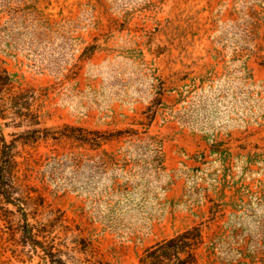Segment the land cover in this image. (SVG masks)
<instances>
[{"label": "rangeland", "instance_id": "rangeland-1", "mask_svg": "<svg viewBox=\"0 0 264 264\" xmlns=\"http://www.w3.org/2000/svg\"><path fill=\"white\" fill-rule=\"evenodd\" d=\"M142 3L0 0V77L9 75L15 93L34 95L27 119L13 113L9 95L0 99L7 113L0 143L12 144L18 183L43 198L21 208L0 203V264H138L146 247L197 224L205 237L200 264H264V0ZM67 20L80 25V52L96 44L73 68L72 50L55 34ZM134 67L147 78L127 76ZM240 72L251 75L253 91L232 87ZM153 73L168 90L148 127L161 144L164 182L157 188L142 162L130 160L131 190L112 211L107 178L122 173L117 162L136 138L97 148L57 131L142 129L136 123L147 120L149 99L126 101L113 92L121 81L146 91ZM210 86L225 95L213 105L196 101L194 93ZM183 104L189 124L171 115ZM75 155L89 164L85 191L72 184L74 167L60 165Z\"/></svg>", "mask_w": 264, "mask_h": 264}, {"label": "trees", "instance_id": "trees-1", "mask_svg": "<svg viewBox=\"0 0 264 264\" xmlns=\"http://www.w3.org/2000/svg\"><path fill=\"white\" fill-rule=\"evenodd\" d=\"M150 2H152V0H143V3ZM65 22H68L67 25H60V27L56 29L55 34H57L59 39L62 40L61 44L65 45L66 49L72 50L71 60H74V62L71 64V68H73L74 66H79L80 61L85 62L92 57L96 49V44L87 45L80 52L81 48L78 46V39L76 40L77 36L75 35V32L78 31L80 25L71 22L70 20H67ZM44 35L47 36L46 32H44ZM75 52L80 53L78 54V56H76ZM69 70L70 69H68V71ZM243 72H240L239 75L231 81V83H234L232 87L241 88L243 86V88L253 91L252 84H254V81H250L252 80L251 75ZM74 73L75 72L67 73L65 76L67 77ZM74 75H76V73ZM120 75H122L121 72L119 73V76ZM132 75H135V79L139 81L147 78V76H145V73L137 69L136 67L132 68L131 72H129L127 76ZM151 76L152 78L149 81L148 90L146 91L134 90L128 81H121L120 89L113 92L114 96H119L126 101H131L136 97L143 96L149 99V102L144 109V114L147 120H139L136 123L141 125L142 129L134 126H129L126 128L115 130H106L88 129L76 125H64L57 131L58 137L71 138L78 141L79 143L89 145L94 144L97 146V148H101L105 143L108 142L119 141L121 139L136 138V140L133 141V144L130 145L131 147L128 150L129 157H125V159L123 160L124 163L117 162V165H119L122 173H120L119 175H112L107 178V189H110L107 191V193L109 196L116 198L113 203L107 202L108 208L112 211L115 209V207H118L120 203L122 204V198H124L131 190L130 186L128 185L129 183L127 181V178H125V173H127L128 171L130 160L142 162V169L152 175V180H154L155 182L154 186H156L157 188H161L162 183L164 182L163 174H165V166L163 162L161 144L157 139L150 135L148 127L156 118L158 109L163 104L168 90L165 87V83L160 76H158L156 73H153V75ZM0 78H2L0 79V99L5 98L6 94L9 95V107L11 110H14L13 113H15L19 117H22L23 119H27V112L30 110L31 105L30 101L31 99L33 100L34 97L33 92L31 93V95H28V90L15 93V91L12 89L13 87L11 86L12 84L10 82L9 75L5 74L4 77ZM240 80L241 83H239ZM224 84L225 83H221L220 86H223ZM5 85H7L8 87L5 88ZM228 88L229 87H227V89H224V92H226ZM221 91L222 89L215 91L214 87L210 86L207 89H203L200 94L198 92L194 94L195 98L197 99L196 101L203 100V102H206L210 100V103L213 105L216 104L215 101L225 95V93H221ZM185 100V97H181L180 102ZM198 105L197 107L199 109L200 106ZM186 110L187 107L183 104L180 108H172L171 115L176 117L178 122L189 124V118L191 117H187L188 112H186ZM5 111V106L1 105L0 119L7 116V113L5 114ZM191 122V125L193 127H199L198 124L200 123L197 124L196 120H192ZM37 124H39V121H37ZM43 130H45V128H43ZM1 142L0 203H8L21 208V205H29L31 201L35 200L36 198L42 200L43 202V198L41 196L35 198L31 194V189L29 187L26 189L22 186L21 183H18L14 167L16 163L14 158L15 155H12L9 151L12 144H10V142L6 141L4 138H2ZM60 165H70L74 167L72 173L75 176L71 181L76 189L85 191L87 187H89L87 177H85V172L88 169L87 167L89 166L87 157L83 155H75L71 159H68L66 162H62ZM144 170L138 173L140 177L139 179H137L135 184L139 185L140 180L143 179L142 177H144V175L146 174ZM100 172L102 171L100 170ZM121 179H124V181L121 182ZM4 180L8 182L5 183ZM123 204L124 206H127L126 203ZM21 214L23 216V229L25 231V234H33V225L28 220V212L23 211ZM31 242L34 248H37L41 244V242L37 238L32 239ZM203 244H205V237L203 234L202 225H193L177 232L173 236L164 238L146 247L143 250L142 254L139 256L138 264H200L198 259V250Z\"/></svg>", "mask_w": 264, "mask_h": 264}]
</instances>
